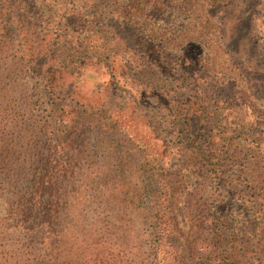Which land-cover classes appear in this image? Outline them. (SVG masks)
Here are the masks:
<instances>
[{
  "label": "rangeland",
  "instance_id": "obj_1",
  "mask_svg": "<svg viewBox=\"0 0 264 264\" xmlns=\"http://www.w3.org/2000/svg\"><path fill=\"white\" fill-rule=\"evenodd\" d=\"M142 48L146 54L140 61ZM59 51L76 55L72 72L59 65ZM21 54L27 59L22 68L5 61ZM0 71L5 75L0 80V264H154L148 213L128 207L124 195L108 196L105 187L87 189L77 199L75 190L86 186L84 167L60 178L56 198L72 205L61 206L54 224L44 223L34 239L21 227L25 216L10 214L14 185L6 169H31L38 155L48 152L40 95L49 83L75 110H82L81 102L92 104L93 111L106 110L118 121L121 137L134 143L135 159H158L153 167L160 181L187 169L179 149L181 128L157 124L158 113L168 110L166 119L190 122L189 145L216 152L214 130L237 140V160L219 166L229 180L202 169L182 184L184 194L170 213L176 238L168 255L176 254L174 263L192 264L185 258L188 240L216 235L214 229L194 228L200 210L221 215L238 247L255 248L262 238L264 0H0ZM72 114L70 121L76 120ZM207 122L217 127L206 128ZM29 135L40 138L37 148ZM90 135L84 131L73 152L88 150ZM94 160L107 172L120 164L105 163L99 155ZM253 167L262 176L244 192L246 171ZM124 169L119 185L131 174L132 188H140L141 177L126 161ZM231 179L242 185L240 192Z\"/></svg>",
  "mask_w": 264,
  "mask_h": 264
},
{
  "label": "trees",
  "instance_id": "obj_2",
  "mask_svg": "<svg viewBox=\"0 0 264 264\" xmlns=\"http://www.w3.org/2000/svg\"><path fill=\"white\" fill-rule=\"evenodd\" d=\"M212 1L210 0V2ZM145 51L143 48L141 52L139 51L140 61L145 58ZM75 58L76 55L71 54V57H69L65 51H59L56 54L59 65L69 72H72L74 66H76ZM5 61H9L8 65L12 67L22 68L26 65L27 59L21 54L7 58ZM141 65L149 67L145 62H142ZM4 70L6 69L4 68ZM112 78L114 82L117 81L116 74L113 75L112 73ZM3 79H5V75L0 71V80ZM44 89L45 91L41 92L40 97L44 110L47 112V118L44 119L41 127L44 131L42 137L49 144L48 152L38 155L37 165L31 169L24 167L6 169V177H8L10 184L15 186H11L12 197L10 199L12 205L10 214L25 216L21 227L26 230L29 238L34 239L40 233L41 227L45 225L44 223L49 226L54 224L55 216L61 206L72 205L68 202L61 204L56 198L55 193L58 191L60 178L70 177L76 172L74 170L76 167H84L86 186H79L75 190L76 198L79 199L87 189L95 191L98 189L101 192L104 187L106 188L105 192H108V196L124 195V203L128 207L133 210L143 209V212L148 213V216L144 218L151 227L149 237L152 241L154 264H170V262L176 264L174 263L178 261L176 254L173 256L168 255L170 253L168 250L176 238L170 233V228L174 226L173 222L175 221V217L170 216V213H173V208L181 197L182 184L185 179L188 180L202 169L214 172L226 181L229 180L230 176L226 174V170H220L219 166L222 167L237 160L239 151L236 146L239 143L234 136L218 134L214 130L216 136L213 135V139H215L213 141H217L216 152L207 151L203 144L192 142L189 145L191 139L190 122L175 123V117L166 119L165 117L170 114L168 110L164 114L163 112L158 113L160 119L157 120V124L171 122V126L181 128L179 134L183 137V140L179 149L184 150L180 155L182 156V165L187 169V173H183V175L178 170L173 177L160 181L159 174H156L153 167V162L158 159L155 158L150 163L146 156H143L141 160L135 159L132 154V149L135 147L134 143L128 138L121 137L118 121L111 118L106 110L100 108L101 106H98L97 111H93L92 104L81 102L79 104L82 110H75L71 103L62 98V90H58L56 85L52 83L45 84ZM162 101L164 100L160 99L157 102L161 103ZM137 103L141 106V103ZM161 104L164 106L163 103ZM161 110V108H158V111ZM172 112L175 114V111ZM72 113L76 116V120L70 121L68 118ZM176 113L179 114V112ZM215 126L214 123L207 122L206 124V128L210 129H215ZM84 131H89L91 134V145L88 143V150L85 148L79 153L73 152V148L81 145ZM39 140L40 138L29 135V142L34 148H37ZM206 142L208 141L206 140ZM97 155L105 163L115 159L120 164L114 163L113 167H110V172L104 171L99 167L100 165H95L94 159ZM124 161L138 174V177H141L142 186L140 188H132L130 183L131 174L127 175L129 182H123L119 185L117 178L125 170ZM159 163L158 161L157 166H159ZM246 173L245 181L247 185L243 187L244 192L248 188H252L251 183H258L257 181L262 176V171L258 167L248 168ZM96 177H100L102 182L97 181ZM230 181V183H235L236 191L240 192L242 185L236 183L233 179ZM16 188L17 190H15ZM24 188H27V196L23 193ZM133 191H135L134 194ZM166 213H168V216ZM198 216L199 219L197 222L195 221L198 224H194V228L200 231L214 229L216 235L213 238H208L205 234H200L193 240H188L189 244L186 248L189 255L185 258L192 261V264H247L248 262L251 264H264V233H262V238L255 248H252L249 244L238 247V240L232 234H228L227 229L222 225L221 215L209 217L200 210ZM178 233L177 238L181 239V231H178Z\"/></svg>",
  "mask_w": 264,
  "mask_h": 264
}]
</instances>
